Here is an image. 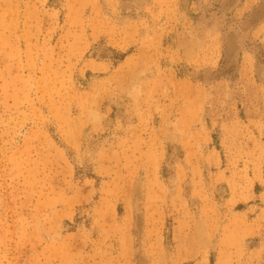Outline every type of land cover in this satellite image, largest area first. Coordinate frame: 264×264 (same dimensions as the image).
Segmentation results:
<instances>
[{
  "label": "rangeland",
  "instance_id": "obj_1",
  "mask_svg": "<svg viewBox=\"0 0 264 264\" xmlns=\"http://www.w3.org/2000/svg\"><path fill=\"white\" fill-rule=\"evenodd\" d=\"M0 264H264V0H0Z\"/></svg>",
  "mask_w": 264,
  "mask_h": 264
}]
</instances>
